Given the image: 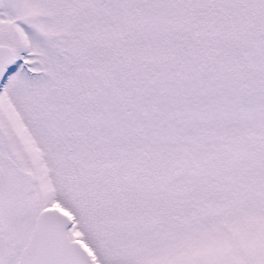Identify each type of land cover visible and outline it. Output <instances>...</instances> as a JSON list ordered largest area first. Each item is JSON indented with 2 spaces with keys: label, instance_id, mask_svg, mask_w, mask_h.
Instances as JSON below:
<instances>
[{
  "label": "snow or ice",
  "instance_id": "snow-or-ice-1",
  "mask_svg": "<svg viewBox=\"0 0 264 264\" xmlns=\"http://www.w3.org/2000/svg\"><path fill=\"white\" fill-rule=\"evenodd\" d=\"M0 264H264V0H0Z\"/></svg>",
  "mask_w": 264,
  "mask_h": 264
}]
</instances>
